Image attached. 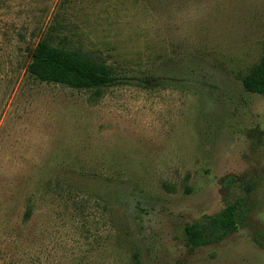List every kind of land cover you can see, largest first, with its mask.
<instances>
[{
    "label": "rangeland",
    "instance_id": "1",
    "mask_svg": "<svg viewBox=\"0 0 264 264\" xmlns=\"http://www.w3.org/2000/svg\"><path fill=\"white\" fill-rule=\"evenodd\" d=\"M47 35L174 79L41 82L25 67ZM263 50L264 0H0V264H264V96L241 83ZM66 170L135 191L61 188ZM236 199V231L184 245L186 223Z\"/></svg>",
    "mask_w": 264,
    "mask_h": 264
},
{
    "label": "trees",
    "instance_id": "2",
    "mask_svg": "<svg viewBox=\"0 0 264 264\" xmlns=\"http://www.w3.org/2000/svg\"><path fill=\"white\" fill-rule=\"evenodd\" d=\"M25 71L33 78L46 83H56L75 89H91L102 86H112L121 83H132L145 86L160 84L174 79L172 74L161 76L159 70H151L142 76L140 73L122 75L102 60L91 57L79 48L68 47L57 43L54 36H44L39 39L30 52V60ZM186 81V79H184ZM245 91L264 96V50L258 62L243 76L241 80ZM61 188L68 187L75 191L95 193L110 198L115 204L121 202L126 193L135 191L126 182L96 175L66 170L56 177ZM232 176L223 178L227 185ZM141 198H134V204L145 212ZM31 206L24 211V217L30 215ZM246 208L242 199L227 203L218 212L206 217L203 221L186 223L183 228L184 245L191 249L216 243L232 234L238 228ZM130 264H146L138 250L130 255Z\"/></svg>",
    "mask_w": 264,
    "mask_h": 264
}]
</instances>
